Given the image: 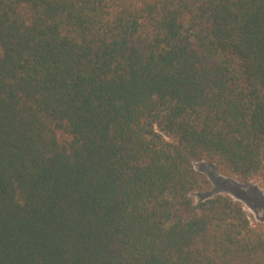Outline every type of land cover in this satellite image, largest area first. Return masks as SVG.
<instances>
[{"label": "trees", "instance_id": "obj_1", "mask_svg": "<svg viewBox=\"0 0 264 264\" xmlns=\"http://www.w3.org/2000/svg\"><path fill=\"white\" fill-rule=\"evenodd\" d=\"M264 0H0V264H264Z\"/></svg>", "mask_w": 264, "mask_h": 264}, {"label": "rangeland", "instance_id": "obj_2", "mask_svg": "<svg viewBox=\"0 0 264 264\" xmlns=\"http://www.w3.org/2000/svg\"><path fill=\"white\" fill-rule=\"evenodd\" d=\"M194 164L196 169L205 174L211 183L207 190H198L192 193L195 202L205 200L217 193L228 194L243 204L253 223L264 221L263 182L242 183L235 177H228L220 173L213 165L205 162H195Z\"/></svg>", "mask_w": 264, "mask_h": 264}]
</instances>
